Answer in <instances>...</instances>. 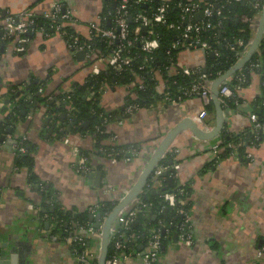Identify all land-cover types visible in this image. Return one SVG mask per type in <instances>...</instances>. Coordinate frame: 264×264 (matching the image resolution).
I'll return each mask as SVG.
<instances>
[{
	"label": "crops",
	"instance_id": "1",
	"mask_svg": "<svg viewBox=\"0 0 264 264\" xmlns=\"http://www.w3.org/2000/svg\"><path fill=\"white\" fill-rule=\"evenodd\" d=\"M54 2L73 12L81 23L82 34L86 33L85 23L94 21L102 9V0H0V22L5 16L17 15L24 10L41 17L51 11L50 3ZM255 28H251V42ZM21 46L24 49L17 52L6 44L0 54V124L4 119L1 110L4 101L8 100L10 86L23 84L34 77L47 81L44 91L47 95L69 92L74 83L82 85L92 74L89 66H84L83 55L81 60L76 59V53L66 47L55 31H36ZM178 65L202 67L203 56L197 50L182 51ZM259 83V76L252 73L240 98L228 108L223 128L231 133H252L248 115L252 112L251 104L260 94ZM126 96L124 88L113 85L102 93L100 106L106 112H118L124 106ZM29 99L28 108H32L33 99L26 97L25 101ZM201 110L198 98H188L176 105H158L110 122L106 127L110 138L104 144L112 145V138L119 145L140 144L144 153L130 162L110 163L98 158L96 162L101 161L102 166L95 168L90 178L77 175L72 169L70 146L89 151L93 149L91 139L80 133H71L72 127L68 133L63 130L68 142L55 139V131L61 126L65 128L68 123L62 125L57 118L44 127L37 121L31 127L28 121L25 129L20 123L19 133L14 134L35 146L34 173L57 191L61 206L66 210L84 211L98 203L109 202L108 197L114 198L101 194L106 184L119 191V195L130 189L140 175L144 157L148 155L146 149L156 145L167 130L187 118L198 127L195 118ZM53 123L55 129L50 135L48 130ZM204 123V130H210L214 115L208 113ZM10 129L12 134V127ZM11 134L4 133L5 142L0 143L1 264L10 261L12 264H75L67 245L52 241L45 230L34 232L33 226H40V223L35 218L33 220L28 209L26 171L14 165L13 146L18 141ZM216 139L198 141L182 132L169 147L166 155L173 159L171 166H175V170L170 171L176 183L180 186L189 184L192 189V208L188 216L192 242L180 241L175 229L165 230L167 238L160 255L161 264H264V136H257L256 141L246 147L244 162L236 156L219 160L213 152ZM7 142L14 144L8 145ZM100 172V179L95 180ZM142 191L161 193V190ZM42 218L45 222L46 217ZM139 246L134 251L139 252ZM3 251L6 252L4 258L1 257ZM122 264L141 263L138 257L132 256Z\"/></svg>",
	"mask_w": 264,
	"mask_h": 264
},
{
	"label": "trees",
	"instance_id": "2",
	"mask_svg": "<svg viewBox=\"0 0 264 264\" xmlns=\"http://www.w3.org/2000/svg\"><path fill=\"white\" fill-rule=\"evenodd\" d=\"M118 1L119 0H102L100 17L102 19L101 23L106 29L113 28L110 17L115 11V6ZM130 1L133 2L135 0ZM205 2L211 3L216 9H219L221 16H213L198 21H196V18H193L192 23H199L205 27L204 30L200 32L199 37L202 41H207L212 50L218 53V56L209 53L204 54L203 66L201 68L202 73L204 72L210 79L214 80L218 75L226 72L236 61L235 53L230 51L227 46L236 39H242L244 43H248L251 39L250 24L242 23L240 18L245 16L249 19H254V17L260 14L264 6V1L205 0ZM188 3L187 0H167L165 4L166 24L182 25V23H180V17L182 15L180 5H187ZM158 6L159 2L157 0H151L147 5L139 4L135 6L131 12L144 11L152 15ZM166 24H160L153 28V32L157 36L159 42L157 51L148 55L141 52L139 45L136 43L129 49V56L134 60L130 70L142 78L144 89L137 91L134 98L126 97L124 106L120 111H104L100 106V97L102 95L103 86H113L131 81L132 75L128 69L121 72H116L111 69L106 72H100L95 76L89 77L82 85L74 83L69 92L60 91L57 95L52 94V98L49 101H47L46 97L43 95H40V98L37 97L38 89L42 88L45 90L47 81L30 77L27 82L12 85L8 88L7 99L12 106V114L6 116L0 124V137L5 133L8 127H12L13 133L11 135L18 141L17 134L19 132L17 130H19V124L25 120V117L21 116V112L24 109H29L25 98L31 97L38 105L44 106L47 117L50 118V120L55 122L58 115L64 114L65 118L64 121L61 122L62 125L70 123L75 119L70 129L71 133H80L83 136H90L95 140L91 151L81 150L82 153L86 155L92 152L97 157H104L106 153L113 152V156L117 160H121L128 150H140V144L112 146L104 144V142L110 138V135L106 131L107 125L125 116L123 114L125 107L136 104L141 107L142 110H150L153 109L159 101H164V97L158 93L156 81L151 77L149 68L154 72L157 71L161 73L163 80H165L167 91L169 92V98L172 100H176L177 98L185 100L186 97H184L182 93L188 90L193 81L199 76L198 74H196V76H184L180 73L171 77L167 76V69L176 63L177 54L185 51V49L179 47V49L176 50L171 47L175 42L183 43L181 37L182 33L168 29ZM51 26L52 24L50 21L36 17L31 29L34 33L40 30L51 33L53 31ZM131 26L132 24L130 23V27ZM67 32V42H72V38L69 36L72 35V32ZM34 33L26 35V39L29 41ZM80 41L81 43L85 42L84 39ZM7 42V39L0 33V54ZM89 43L92 45V49L102 52L108 51L109 48H113L117 45L115 42L112 44L104 42L99 37H94ZM21 45L20 49L23 50L24 48ZM91 63L92 62L87 63L86 66H90ZM256 64L257 68L251 67ZM140 65H145L147 68L145 70H139L138 68ZM250 73L257 74L260 79V94L251 104L252 112L257 116L259 122H264V44L262 42L258 47V52L253 54L251 60L246 63L242 69L232 75L234 77L232 85L235 86L239 84L235 78V76L239 74L245 76L246 84H248ZM18 86L21 87V89H18ZM90 95H92V97H90ZM236 100L238 99H227L225 103L228 107H233ZM165 102L168 103V101ZM68 106L71 107L70 110H67ZM206 109L208 113L213 114V107L211 104ZM84 123H87V125L82 129L81 125ZM63 130L64 127L61 126L55 131V139L63 140L67 136L68 132L66 133L64 132L65 130ZM14 132L17 134H14ZM254 139V136L249 131L231 133L226 128H223L215 141L219 150L218 159L221 160L229 158L230 156H236L240 161L244 162L246 147L254 142ZM17 145L22 146L25 151L24 153H19L15 150L14 165L17 169L26 171L27 183L31 189V193L34 194L39 201L37 220L39 221L40 218L46 217L45 222L48 223V228L45 229V222H39L40 231L45 230L50 237H55L56 240L63 241L65 238L71 236L77 227H89L93 225V222L89 220V216L92 215L91 208L84 211L64 209L59 202L57 191L51 185L41 181L34 173L33 154L36 150L35 146L28 143L26 140L18 141ZM99 149H102L104 152L98 153ZM172 160V157L166 156L161 160L160 164L171 167L168 163ZM172 174V171H169L168 174L165 175L166 177L163 180V188L160 194H152L151 191H146L139 195L141 204L148 205L150 209L148 211L142 210V213H138L134 218L135 221L130 225L129 231L125 233L126 236L136 237L134 242L128 243L129 250L134 251L138 244L142 246L145 245L151 235V231H157L161 237V255L167 238L165 230L171 228L177 230L179 233L177 227L185 222L187 224L186 232H190L188 216L192 208L190 202L192 189L189 184L185 186L178 185L173 177L174 174ZM180 190L182 193H179ZM168 193L175 194V202H170L168 199H165V197H162L164 194ZM27 201L30 202L29 199ZM114 206L115 204L111 202H101L98 203V207L94 209L93 213H99L100 216L103 217L105 214H108ZM51 208L52 211H50ZM41 209L46 212H41ZM163 229L164 234H162ZM90 242V240H86L85 245L87 246ZM74 248L79 252V245H75ZM108 250L110 253L111 247H109Z\"/></svg>",
	"mask_w": 264,
	"mask_h": 264
},
{
	"label": "built area",
	"instance_id": "3",
	"mask_svg": "<svg viewBox=\"0 0 264 264\" xmlns=\"http://www.w3.org/2000/svg\"><path fill=\"white\" fill-rule=\"evenodd\" d=\"M150 1L151 0H135L131 2L130 0H119L115 6V11L111 14L110 17V22H112L113 24L112 29H106L105 27H103V24L101 23L102 19L100 17V12L102 10L101 9L94 21L85 23V34H82L80 29L81 23L73 16V12L60 3H50L51 11L49 13L43 14V16H41L40 18L51 22V28L64 40V43L69 50H71L74 54L77 52H82L84 66H86L87 63L92 62L89 66L92 72L90 76H95L100 72H106L109 69L116 72H121L127 69L130 70L131 66L133 65L134 60L129 56V49L135 43L139 45L141 52L148 55L158 50L159 42L157 36L153 32V28L160 24H166L165 4L167 0H157L159 2V6L152 15H149L144 11L135 13L131 12V10H133L135 6L139 4L147 5ZM187 2H189L187 5H180V9L182 12L180 23H182V25L166 24L168 29L172 31H179L182 33L181 37L183 43L175 42L171 47L176 50L179 49V47H182L185 50H197L203 57L204 54L207 53L218 56V53L215 50H212L207 41H202L199 37L200 32L203 31L205 27L199 23H192V19L196 18V14L198 13H201L200 19H206L213 16L220 17V10L216 9L213 4L205 2V0H187ZM36 17L37 16H35L32 11L24 10L19 12L17 15H7L1 20L0 32L3 34L4 38L7 39V45L11 46L13 51H21L20 45L28 42V39H26V35L34 33L31 28L34 25V19ZM258 18L259 14L254 17V19H249L245 16H242L240 20L242 23H249L251 29L254 26L256 27ZM200 19H197L196 21ZM130 23L132 24V28L130 27ZM40 31L43 32L42 30ZM67 31L72 32V35H69L72 38V42H67ZM94 37H99L104 42L110 44L115 42L117 43V45L113 48H109L108 51L104 52L92 49V45L89 43V41ZM81 39H84L85 42L81 43ZM261 42L264 44V31ZM250 43L251 40L248 43H244L242 39H236L227 47L230 51L235 53V59L236 61H238L248 50ZM257 52L258 49L255 53ZM180 53L177 54L176 63L167 69V76L171 77L176 75L177 73H180L184 76H196V74L199 75L198 78L194 80L190 85V88L182 93V95L186 97V99H199L202 110L199 112L195 119L198 127H201L200 129L204 130L206 128L204 121L208 116L206 108L211 104L210 89L213 80L210 79L209 76L204 72H201L202 67L179 66L178 56ZM251 67L257 68V64ZM146 68L147 66L140 65L138 69L145 70ZM149 73L151 74V77H153V79H155L156 81L158 93L164 97V101H159L156 106H165L168 104L176 105L178 102L186 100H181L180 98H177L176 100L170 99L165 80H163L161 73L157 71L154 72L151 68H149ZM131 75V81L116 85L125 89V92L127 94L126 97L134 98L137 91H141L144 89V83L142 81V78L138 74L131 72ZM250 75H252V73H250ZM235 78L239 83L238 85H232L234 77L230 76L220 84L218 89L221 106L226 111H228L229 107L225 103V100L240 98V93L246 84V78L243 74H239L235 76ZM109 87L111 86H103L102 93ZM44 91V89L40 88L38 89V94L45 96L47 101L51 100L52 94L47 95ZM57 94L58 93H55L53 95ZM90 97H92V95H90ZM165 101H168V103ZM70 109L71 107L68 106L67 110ZM140 111H142L141 107L136 104H132L124 108L123 114L125 116H132ZM248 118L252 123V133L254 134V138L256 141L259 134L264 136V122H259L257 116L253 112L249 113ZM25 119V123H28V121L30 122L32 120V116L28 114L25 116ZM207 130L208 129L204 131ZM88 138L91 139L93 144L95 143V140L92 137L88 136ZM112 140L113 138L111 139L112 146L119 145ZM62 141H64L65 143L68 142L66 139H63ZM215 147L216 149H214L213 152L214 155L218 156V146L216 145ZM15 150H17L19 153H24L25 151L22 146H18L17 144L13 146L14 156ZM103 152L104 151L102 149L98 150V153ZM143 153L144 152L141 148L140 150H128L121 160H117L113 156V152L106 153L104 157H97L92 152H90L88 155L82 153V151L75 145L70 146L72 169L77 175H81L84 177L91 175L94 172L95 168H97L98 166H102L101 161L96 162L98 158H102L105 161L107 160L110 163H116L117 161L130 162L133 159L140 158ZM147 153L149 155V152ZM167 153H169V149L167 150ZM148 155H145L144 157V162L142 164L141 170L139 171V174H141L145 164L147 163ZM166 156L167 155H165L164 158ZM160 163L154 168L153 172L151 173L144 187L145 190H161L163 188V180L166 177L163 174H167L172 169L175 170V166L170 167L162 165ZM128 191L129 189H127L126 191H121V195H119V191H115V189L111 185L106 184L103 187L101 194L107 197L109 195H113L114 198L111 199L108 197V200L109 202L116 205L128 193ZM142 193L143 191L140 193V195ZM179 193H182V191L180 190ZM162 197H165V199H168L170 202H175V194L173 193L164 194ZM96 207H98V204L91 208L92 216L95 215L93 212ZM149 209L150 208L148 205L141 204L138 196L129 206H127L117 214L110 230L108 249L109 247H111V251L109 253L108 250L104 264H122L132 256L138 257L141 264H161L160 249L162 245L161 237L157 231H151V235L148 241L145 243V245H143L142 251L139 252L133 250L131 251L128 248V243L134 242L136 240V237L125 235V233L129 231L130 225L135 221V216L138 213H142V210L148 211ZM34 210H38V207L35 208L32 206L30 211ZM107 215L108 214H105L103 217L100 216V219L98 220L100 226ZM40 219H42L43 221V218ZM40 219L38 223L41 222ZM100 226L98 228H94L93 225L89 227H77L73 231L71 236L65 238L63 241H60L70 248L75 264H97L101 236ZM177 229H179L178 237L180 241L187 243L192 242L190 232H186L187 224L185 222L179 225ZM50 239L52 241L56 240L55 237H50ZM86 240L91 241L87 246L85 245ZM75 245H79V252H77L76 248H74Z\"/></svg>",
	"mask_w": 264,
	"mask_h": 264
},
{
	"label": "water",
	"instance_id": "4",
	"mask_svg": "<svg viewBox=\"0 0 264 264\" xmlns=\"http://www.w3.org/2000/svg\"><path fill=\"white\" fill-rule=\"evenodd\" d=\"M201 18V13L196 14V20ZM264 31V6L261 9L258 21L256 23V28H255V34L252 39V42L246 51V53L238 60L236 61L226 72L223 74L219 75L216 77L212 84H211V89H210V100H211V105L213 107V115H214V125L210 130L203 131L197 127L193 121L190 119H186L185 121H182L176 125H174L171 129L167 130L165 134L160 138V140L157 142V144L150 148L146 149L147 152H149L147 163L145 164L141 174L139 175L138 179L135 181L134 185L129 189L128 193L112 208V210L108 213L106 218L102 221V224L100 226L98 220L100 219V214L96 213L94 216L90 215L89 220L93 222V227L98 228L100 226L101 228V236H100V247H99V255H98V262L97 264H104L107 253H108V246H109V237H110V230L112 227V224L114 223V220L117 216V214L125 209L127 206H129L142 192L144 189L151 173L153 172L154 168L161 162V160L164 158V156L167 153V150L173 143V141L177 138L179 134L182 132H186L190 137H192L195 140L198 141H212L215 138H217L221 132V130L224 127L225 124V118L228 116V113L226 110H224L221 106L220 100H219V93L218 89L220 84L230 76H232L234 73H236L238 70L242 69L246 63H248L253 54L256 52L258 49L261 40H262V35ZM24 45V43H23ZM76 59L81 60L82 59V52H77L75 54ZM37 97L40 98V94H37ZM31 101L30 99L27 101L29 104ZM4 107L1 110L3 115V118H5L8 115L12 114V106L9 104L8 100H5L3 103ZM6 106H8V109L6 111ZM32 108H29L28 110H22L21 116H26L27 114L32 116V120L28 123V126L33 127V124L37 121L40 123H43V127L48 125L50 122V118L47 117V112L46 109L44 108L43 105H38L36 101L33 100L31 104ZM9 110V112H8ZM7 112V113H6ZM42 118L45 119L42 121ZM64 114H60L58 119L60 122L64 121ZM75 119H73L72 122L68 123V125L64 128L66 132L69 131L70 127H72ZM31 124V125H30ZM23 125V128H26V123L23 121L21 123ZM87 123H84L81 125V128L84 129L86 127ZM11 127H8L5 131V134L9 135L11 134ZM55 129V123L50 125V128L48 130V134H52V132ZM22 140V137L18 138V141ZM217 140V139H216ZM215 140V141H216ZM214 141V142H215ZM4 141V136L0 137V143H3ZM15 142V141H14ZM14 142L11 144L13 145ZM8 145H10L7 142ZM36 153V152H35ZM169 165H172V161H169ZM102 173H97V177H95V180H99L101 177ZM163 175H166L163 174ZM87 178H90V176H85ZM99 177V178H98ZM26 191L29 195L26 196V199L30 202H27L28 204V209L29 212L34 220V218L37 220V214L38 210L30 211L31 207H38L39 201L35 197L34 194L31 193L30 187L27 185ZM152 194H160V191H153ZM29 196V197H28ZM31 198V200H30ZM37 200V201H36ZM52 211V208L50 209ZM41 212L45 213L46 211L41 209ZM135 225V223H134ZM45 229L48 228V223H44ZM34 232L39 230L38 226H33ZM162 234H164V229L162 230ZM34 236V235H33ZM176 237V233L173 234V238ZM4 246V245H3ZM143 248L142 245L138 247V250L140 251ZM1 257L4 258L6 255V252L1 253ZM11 258V257H9ZM2 263V260H0V264ZM7 264H12L10 261Z\"/></svg>",
	"mask_w": 264,
	"mask_h": 264
}]
</instances>
